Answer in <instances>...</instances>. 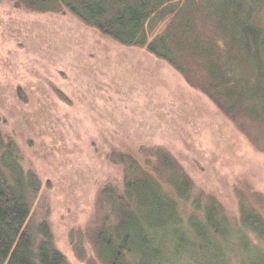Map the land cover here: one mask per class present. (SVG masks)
Masks as SVG:
<instances>
[{
  "label": "rangeland",
  "instance_id": "374dc122",
  "mask_svg": "<svg viewBox=\"0 0 264 264\" xmlns=\"http://www.w3.org/2000/svg\"><path fill=\"white\" fill-rule=\"evenodd\" d=\"M217 1L203 0L197 12L207 55L216 52L215 38L223 44L221 26L213 25L226 16ZM243 1L264 39V1ZM167 23L155 21L150 39ZM238 31L225 40L227 54L236 64L248 63L237 77L249 89L234 120L146 47L123 45L67 8L39 11L0 0V129L15 143L23 168L42 183L29 218L36 238L47 221L69 264H103L91 238L106 213L102 192L111 186L123 193L125 187V166L113 156L130 154L153 173L155 149L163 148L194 185L183 199L168 180L163 184L180 201L179 211L201 212L195 199L202 194L264 250V237L241 219L245 204L264 215V88L254 89L259 61ZM233 264L240 259L233 256Z\"/></svg>",
  "mask_w": 264,
  "mask_h": 264
},
{
  "label": "trees",
  "instance_id": "16d2710c",
  "mask_svg": "<svg viewBox=\"0 0 264 264\" xmlns=\"http://www.w3.org/2000/svg\"><path fill=\"white\" fill-rule=\"evenodd\" d=\"M16 1L39 11L61 12L67 8L85 24L123 45L146 47L183 73L190 83L200 85L234 120L240 114L242 100H248L244 95L249 89L240 87L237 77L245 74L243 64L248 63L236 64L230 52L227 54L230 45L225 40L231 39L238 28L239 41L259 61V84L254 89L264 88L262 29L243 0L215 3L226 15L216 23L213 20V25L221 26L224 32H220L223 44L215 38L216 52L208 55L204 49L210 44L205 40L206 31L199 28L197 14L203 0ZM167 20L165 30L150 39L155 21ZM258 94L261 99V92ZM154 153L158 164L150 163L153 173L130 154L113 156L114 162L125 166V187L123 193L111 186L102 192L106 213L91 236L101 262L233 264L234 256L241 264H264V250L233 229L217 201L205 203L200 194L195 201L201 212L184 215L179 211L180 201L167 193L163 184L168 180L177 197L188 199L193 182L170 152L157 148ZM20 159L15 143L0 129V264H69L55 246L47 221L39 225L40 238L30 229L32 206L42 183L35 172L23 168ZM241 219L244 226L264 237V215L254 206L243 205Z\"/></svg>",
  "mask_w": 264,
  "mask_h": 264
}]
</instances>
